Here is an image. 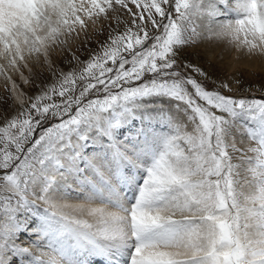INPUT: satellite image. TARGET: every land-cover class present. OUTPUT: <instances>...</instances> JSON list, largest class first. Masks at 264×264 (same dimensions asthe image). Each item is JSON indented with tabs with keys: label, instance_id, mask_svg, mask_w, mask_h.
<instances>
[{
	"label": "snow or ice",
	"instance_id": "obj_1",
	"mask_svg": "<svg viewBox=\"0 0 264 264\" xmlns=\"http://www.w3.org/2000/svg\"><path fill=\"white\" fill-rule=\"evenodd\" d=\"M216 49L264 59V0H0V264H264V95Z\"/></svg>",
	"mask_w": 264,
	"mask_h": 264
},
{
	"label": "rangeland",
	"instance_id": "obj_2",
	"mask_svg": "<svg viewBox=\"0 0 264 264\" xmlns=\"http://www.w3.org/2000/svg\"><path fill=\"white\" fill-rule=\"evenodd\" d=\"M97 39H103V37H97ZM80 42L77 41L76 44L72 45L73 50L76 49V45ZM227 53H221L219 49H216L213 52H209L204 54L198 51H190L189 58L193 62H199L204 65L206 70H209L213 73V75H219L215 69L208 68L206 60L216 61L219 59L223 62L224 65V73L232 78L233 76L240 80V84L235 86L233 94L236 96H261L264 95V59L261 58H243L241 60H236ZM67 55V53H64ZM54 58L59 63L62 61L63 56L57 52L54 54ZM83 58V57H82ZM27 75V73H25ZM17 83H21L18 76L13 77ZM39 83V82H37ZM6 82L2 77H0V102H2L6 97H8V93L5 90ZM21 87L28 91L31 94L36 90V85H24L21 83ZM8 103L11 104V100H8Z\"/></svg>",
	"mask_w": 264,
	"mask_h": 264
},
{
	"label": "bare ground",
	"instance_id": "obj_3",
	"mask_svg": "<svg viewBox=\"0 0 264 264\" xmlns=\"http://www.w3.org/2000/svg\"><path fill=\"white\" fill-rule=\"evenodd\" d=\"M235 55H236V54L234 53V54H233V57H235ZM25 246H27V245H25Z\"/></svg>",
	"mask_w": 264,
	"mask_h": 264
}]
</instances>
